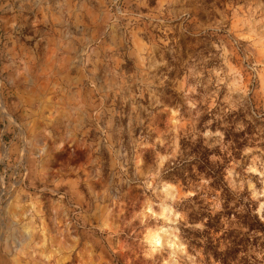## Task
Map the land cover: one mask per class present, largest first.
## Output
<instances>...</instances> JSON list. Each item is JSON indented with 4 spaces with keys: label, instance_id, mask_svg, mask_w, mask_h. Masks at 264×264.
<instances>
[{
    "label": "clouds",
    "instance_id": "obj_1",
    "mask_svg": "<svg viewBox=\"0 0 264 264\" xmlns=\"http://www.w3.org/2000/svg\"><path fill=\"white\" fill-rule=\"evenodd\" d=\"M0 26L26 180L0 264H264V0H0Z\"/></svg>",
    "mask_w": 264,
    "mask_h": 264
},
{
    "label": "rangeland",
    "instance_id": "obj_2",
    "mask_svg": "<svg viewBox=\"0 0 264 264\" xmlns=\"http://www.w3.org/2000/svg\"><path fill=\"white\" fill-rule=\"evenodd\" d=\"M4 30L0 26V37H3ZM77 35V32L74 28L68 29V34L65 36V42L70 43L72 41V36ZM7 138H0V243H2L3 238H7L9 242H15L17 245L22 241L18 238V235L14 229V225L10 223L7 218V209L10 202L18 197V199L23 202L26 197L19 195V192L23 188L24 183H26L24 173L20 171V165H11V160L7 155ZM40 145L37 143L34 145L33 150L39 152ZM29 193H32V189H24ZM39 194V193H37ZM42 199L43 197H50L51 193L45 191L40 194ZM47 215V213H45ZM73 217L69 214V220L71 221ZM259 227V225H256ZM24 239H27L25 236ZM234 243L236 241L234 240ZM235 249L229 250L226 255H234Z\"/></svg>",
    "mask_w": 264,
    "mask_h": 264
},
{
    "label": "trees",
    "instance_id": "obj_3",
    "mask_svg": "<svg viewBox=\"0 0 264 264\" xmlns=\"http://www.w3.org/2000/svg\"><path fill=\"white\" fill-rule=\"evenodd\" d=\"M259 227H264V226H260V225H259Z\"/></svg>",
    "mask_w": 264,
    "mask_h": 264
}]
</instances>
